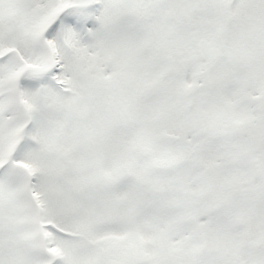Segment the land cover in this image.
Here are the masks:
<instances>
[{
	"label": "snow or ice",
	"instance_id": "6c2138e0",
	"mask_svg": "<svg viewBox=\"0 0 264 264\" xmlns=\"http://www.w3.org/2000/svg\"><path fill=\"white\" fill-rule=\"evenodd\" d=\"M0 264H264V0H0Z\"/></svg>",
	"mask_w": 264,
	"mask_h": 264
}]
</instances>
